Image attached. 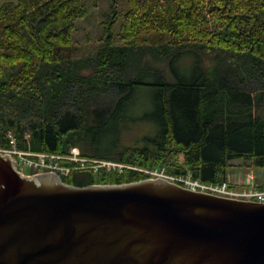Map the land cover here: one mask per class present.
<instances>
[{"label": "trees", "instance_id": "1", "mask_svg": "<svg viewBox=\"0 0 264 264\" xmlns=\"http://www.w3.org/2000/svg\"><path fill=\"white\" fill-rule=\"evenodd\" d=\"M105 1L82 42L87 0L2 4L0 144L11 130L25 148L28 131L33 150L78 146L137 168L62 176L76 186L138 181L139 168L163 165L204 181H223L234 159L264 168V0ZM142 91L158 127L127 143L143 121L127 106Z\"/></svg>", "mask_w": 264, "mask_h": 264}, {"label": "water", "instance_id": "2", "mask_svg": "<svg viewBox=\"0 0 264 264\" xmlns=\"http://www.w3.org/2000/svg\"><path fill=\"white\" fill-rule=\"evenodd\" d=\"M0 264H264V199L163 178L76 186L0 153Z\"/></svg>", "mask_w": 264, "mask_h": 264}, {"label": "built area", "instance_id": "3", "mask_svg": "<svg viewBox=\"0 0 264 264\" xmlns=\"http://www.w3.org/2000/svg\"><path fill=\"white\" fill-rule=\"evenodd\" d=\"M9 146H0V153L16 158L21 169L36 171H51L62 175H69L76 170H92L94 172L122 171L126 165L105 159L90 158L81 155L78 147H72L67 154L40 152L19 147L17 139L9 134ZM30 139V134L25 133ZM147 174L156 178H163L185 188L199 190L229 198L244 200L264 199V176L256 170L236 169L228 170L223 181H204L195 177L192 172L173 174L168 173L165 167L145 170Z\"/></svg>", "mask_w": 264, "mask_h": 264}, {"label": "rangeland", "instance_id": "4", "mask_svg": "<svg viewBox=\"0 0 264 264\" xmlns=\"http://www.w3.org/2000/svg\"><path fill=\"white\" fill-rule=\"evenodd\" d=\"M8 1H17V0H0V8L3 3L8 2ZM105 0H87L88 3V8H89V14L88 17L82 21L79 24V29L77 33V40L79 41H84L85 37L88 35L94 36V32L96 29V25L100 19L101 13L106 10L108 7L105 4ZM96 40V39H95ZM154 106L150 102V97L144 93L143 91L139 93V96L137 99H135L130 105L127 106V112L130 115L137 116L143 121H137L135 122L130 129L126 131V137L125 141L127 143H132L134 139L142 135L144 133L154 132L155 129L158 127L157 124H155L154 117L152 116L154 112ZM173 150L176 151L174 147H172ZM171 152V151H169ZM180 153V152H179ZM183 154H177L176 158H179V161H183ZM171 163H174V160L172 159ZM230 168L228 170L234 171L236 169L242 170L244 168H249L252 167L253 169H256L258 173L262 174L261 170L256 168L255 166H252L250 160H245V159H234L230 161ZM166 167V165H163ZM132 167V166H128ZM154 168V167H153ZM20 169V168H19ZM143 170V173L146 174L145 170L146 168H139V170ZM149 169V168H148ZM22 170V169H20ZM23 172L27 173L30 172V174L36 172V170H29L26 168H23ZM48 171V170H45ZM188 172H191L190 169H188ZM263 175V174H262ZM264 176V175H263ZM149 178V177H148ZM152 178V177H150Z\"/></svg>", "mask_w": 264, "mask_h": 264}, {"label": "bare ground", "instance_id": "5", "mask_svg": "<svg viewBox=\"0 0 264 264\" xmlns=\"http://www.w3.org/2000/svg\"><path fill=\"white\" fill-rule=\"evenodd\" d=\"M81 155H82V153H81ZM19 171L22 173V174H26V175H28V173H25V172H23L22 170H20L19 169ZM29 176V175H28ZM32 177V176H31ZM68 184V183H67Z\"/></svg>", "mask_w": 264, "mask_h": 264}]
</instances>
